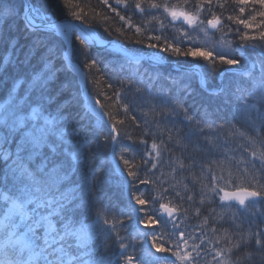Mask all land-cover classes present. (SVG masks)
I'll return each instance as SVG.
<instances>
[{
	"label": "snow or ice",
	"instance_id": "1",
	"mask_svg": "<svg viewBox=\"0 0 264 264\" xmlns=\"http://www.w3.org/2000/svg\"><path fill=\"white\" fill-rule=\"evenodd\" d=\"M228 2L229 0H215V7L220 9L217 14L213 10L214 0H196L190 8L187 7L190 0H184L185 6L180 7L170 5L167 0L163 3L157 0H112L111 3L110 0H99L100 5L114 13L122 22V26L116 29L119 36L132 39L124 30L126 26L136 37V44L146 42V46L150 49L162 53L169 52L177 57L202 58L209 71L214 70L218 62L228 66L224 71L235 74L238 72L237 66L241 63L239 59L231 52L200 46L193 35L195 31L204 30L201 26L206 22L211 29L217 31L227 29L238 34L241 40L237 46L238 50L249 47L250 41L264 42V0H231L232 4L238 6L239 15L229 13L225 16ZM71 4L72 0H57L54 6L62 5L68 8ZM78 7L79 5L70 8L69 14L75 21L83 24L84 28L91 29L92 26L86 22L87 14L83 9L77 11ZM246 8L249 9V15L244 17ZM128 10L145 17V24L135 25L132 16L127 14ZM93 12L94 17L99 16L101 20L110 19L106 14L95 12V9ZM39 13L40 9L34 6L33 0H25L19 9L13 0H0V41H7L15 47L12 44L15 37L11 35V31L13 22L22 14L24 30L31 38L26 61L30 64L35 59L42 68L47 69L43 72L34 70L31 74L25 73L23 77H12L14 80L12 87H8V80L0 76V85L4 86L0 88V98L3 95L8 96V100L0 105V142H2L0 143V253L4 256L0 264H121V262L123 264H201L204 258L201 248L205 245V240L194 232L179 230L180 224L177 223L181 210L183 209L185 214L188 211L184 208V200L194 201V196L191 194L182 196L181 192L176 190L175 197L179 198L178 202L169 200L167 203H160L159 208L162 212L159 214L153 211L152 214L141 217L140 208H129L121 213L129 220H134L137 225L143 224L144 228H155L159 225V235L157 231L141 233L137 227V236H133V240L138 239L140 235L145 239L151 237L150 248L142 247L140 257L128 251L134 246L130 242L126 243V237L120 235L121 231H127L128 228L123 220L114 216L110 222L104 214H98L95 220H91L89 212L97 169L91 167L87 155V140L71 136L75 129L71 128L65 119V109L62 105L66 100L72 99V82L61 81L60 76L66 64L73 61L79 63V56H87L88 41H95V36L92 31L85 32L84 28H77L75 24L58 25L51 16H39ZM205 13L207 16L202 18ZM164 14H166L165 19L171 18L169 23L179 33V36L174 38V42L169 41L163 34L165 23L160 16ZM38 16L42 21L40 24L35 22ZM153 21L159 24V28L148 27ZM177 21L182 23L177 25ZM225 21L242 26L246 31H241L240 27L232 29ZM184 25H187V29ZM253 29H259L258 34L247 31ZM57 32L63 34L66 40L71 36L73 41H79L82 47L78 55L75 43L72 45V54L65 51L67 43L54 35ZM82 32L83 36H81ZM152 32H160V34L153 35ZM205 34L207 35V32ZM189 41L192 43L190 44ZM251 46L255 48L257 45ZM260 46L264 49V43ZM7 63L9 61L5 57V64ZM83 67L95 69L97 73L100 71L95 61L91 64L85 61ZM253 69H256L255 63L244 75L252 76ZM100 79L101 77H97L94 82L99 83ZM21 83L27 84V87L24 89V95L17 97L14 94L15 88ZM127 83L135 87L138 94L149 93L146 87L137 86L138 82H134L131 78ZM123 84L122 81L121 85ZM107 86L113 87L110 82ZM173 86L178 87L179 83L174 81L170 88ZM225 91L228 90H220L221 94ZM104 95L105 99H113L114 96L118 104L124 99L121 90L114 91L113 96H108L106 93ZM166 95L159 98L158 104L150 105V112L154 113V117H161L160 120L154 118L153 123L159 127L168 116L182 111L185 121L190 127L195 125V130L183 135L180 130H176L174 137L172 129L166 127L168 139L162 138L164 132L158 134L150 148H146L141 157V164L135 163L134 156H126L125 153L131 150L122 147L120 150V159L124 164L122 171L127 173L122 183H127L129 188L137 182L143 185L155 183L149 178H141L140 171L143 170L146 177L150 173L155 175L153 170H158V166H162L163 154L171 151L170 145L174 140L175 144L179 145L181 140H187L191 135L204 131V126L178 104L175 98L168 96L165 99ZM231 95L235 97L237 110L249 116L255 114L260 118L261 128H264V61H261L259 75L253 78L251 84L235 85L231 89ZM151 99L155 100L156 97ZM94 104L99 105L100 101L95 100ZM120 107L127 116L128 103L124 102ZM101 115L110 117V131L104 136V140L106 143L116 145L120 136L117 124L122 125L125 121L116 120L112 113L103 110ZM251 122L255 124V118ZM100 123L102 127L108 126L104 121ZM204 125L211 128L207 121ZM219 127L222 128L223 125ZM151 134L150 130L144 132L145 136ZM240 135L244 134L240 133ZM72 139H75V143H70ZM139 142L147 144L144 139ZM249 144L253 148L247 161L250 168L244 169V173L252 177L249 186H241L238 191L229 193L215 185L212 187L203 185L199 193L201 206L206 202L209 205L214 203V196L219 195L220 192L224 193L219 196L221 202L235 200L245 211L264 203V182L257 175L264 174V150H262L264 140L260 141V148L255 146V138L250 139ZM244 150L248 151L247 148ZM113 151L115 154V149ZM171 163L174 165L171 169L173 174L178 169L183 170L186 167L184 161L179 158L172 160ZM194 165L195 161L187 165L188 170ZM229 177H231L230 171ZM215 179L213 177V180ZM220 179L225 178L222 176ZM181 182L177 181L178 184ZM184 188L187 190L188 186L184 185ZM142 196L143 193L132 198L135 199L136 204L145 205L147 201ZM221 207H224L223 203ZM227 207L230 208L231 205ZM200 213L201 208H196L195 214L200 216ZM163 216L167 219H162ZM209 219L214 222L209 230L215 236L218 232L215 223L223 220L224 216L212 208L209 215L203 218L201 231L209 225ZM230 219L234 230L220 229L222 235L216 236L214 241H208L215 244L224 241L223 247L211 250L214 251L212 259L215 264H264V227L252 221L247 228H243V222L238 223L237 217L233 215ZM112 234L115 235L113 243L118 244L119 248V252L114 254L115 259L102 255L99 251L107 243L104 238ZM205 251L209 250L205 249Z\"/></svg>",
	"mask_w": 264,
	"mask_h": 264
},
{
	"label": "trees",
	"instance_id": "2",
	"mask_svg": "<svg viewBox=\"0 0 264 264\" xmlns=\"http://www.w3.org/2000/svg\"><path fill=\"white\" fill-rule=\"evenodd\" d=\"M19 9L24 3L22 0H13ZM34 6L40 9L39 14L45 16H51L56 20H72L81 24L79 21H75L69 14V9L79 5L76 8L77 11L83 9L87 14L86 22L92 27L90 30L96 34L100 39L110 41L116 40L120 42L125 48L135 54H142L147 57H151V53L159 52L154 49H150L146 46V42L142 44H136V37L133 36V32L128 30L124 26V30L128 36L132 39H126L121 37L116 32L117 28L122 26V22L115 17V14L109 11L103 5H100L99 0H72V4L68 8H64L62 5L56 7L57 0H33ZM112 0H110V3ZM159 3H163L164 0H157ZM170 5L185 6L184 0H167ZM196 0H190L187 7H191ZM118 8L120 6H117ZM258 7V6H257ZM93 9L95 12L106 14L110 19L107 21L101 20L99 16L94 17ZM236 9V11H233ZM213 10L219 14L220 9L215 7V0L213 4ZM123 11V10H122ZM162 12V10H161ZM229 13L233 15H239L238 6L232 4L231 0L228 2L227 9L225 10V16ZM127 14L132 16V22L135 25H143L146 22V18L141 14L128 10ZM249 15V9L246 8L244 17ZM166 14L161 15L160 19L164 21L165 28L162 30L163 34L174 42V38L179 36L177 30L169 23L170 17L165 19ZM207 16V13L202 15ZM242 17V18H244ZM210 18V17H208ZM22 14L17 17L13 22V29L11 35L15 37L12 47L7 41H0V76H3L8 80V87H12L14 80L12 77H23L25 73L31 74L34 70L36 72L47 71L46 68H42L37 60L33 59L29 64L26 61V54L30 47V37L24 30L22 23ZM259 20V17L257 18ZM181 21H177L176 24H181ZM232 29L240 27L241 31H246L242 26H237L232 22L225 21ZM83 25V24H81ZM6 28V26H4ZM149 28H159V24L153 21ZM204 30L195 31L193 35L196 42L208 49L218 48L224 52H231V54L240 60V65L237 66L238 72H226L228 66L221 65L217 62L214 70L209 71L207 64L202 58H185L183 56L177 57L169 52H159L163 64L155 65L151 64L144 59L132 60L129 57L123 56L119 53L112 51H100L95 49L92 45L88 44L87 56H79V63H77L84 77V87L88 95L94 97L100 101V108L103 112L112 113L116 120H124V124H117L120 131L117 144H109L104 140V136L110 131L108 126L102 127L101 120L94 117L83 104L81 98V88L78 84L77 75L75 70L66 64L65 69L62 70L60 80L72 82V99L66 100L63 103L65 109L64 116L68 121L71 128L75 129L71 133L72 137L85 138L87 140L86 148L87 155L90 160L91 167L97 169V179L95 181L94 190L91 196V209L89 215L91 220H95L98 214H104L111 222L112 217H117L124 221L128 226L127 231H121L120 235L126 237L125 242L131 243L134 247H130L128 251L133 253L136 257L141 256V248H148L144 242L145 237L140 235L138 239L133 240V236H137L136 225L134 220H129L127 216L121 215V213L132 208L131 203L136 208H140L139 215L145 217L152 214L155 211L157 214L159 204L167 203L172 200L174 203L178 202L179 198L175 197V191L179 190L182 196L191 194L194 196V201L184 200V208L188 211L185 214L183 209L180 216L177 218V223L180 224L181 231L194 232L205 240V245H202L201 251L203 257L208 258L214 255L213 249H218L224 246L222 240L220 244L209 243L208 241H214L216 236H221L220 229L234 230L232 224V217L228 212L223 210L218 204L217 196H214V203L211 205L205 203L201 206L199 203V193L203 185L210 187L214 181L216 187L223 188L224 190H239L241 186L248 187L252 181L251 175L245 174V167H249L247 161L250 159V152L253 150L249 144V140L255 138L256 147L260 148V141L264 140V128H261L260 118L252 114L246 115L238 111V105L235 101V97L231 95V89L237 85L242 84L249 86L253 78L259 75V67L261 61H264V49L260 46L264 42L254 41L249 42V47L243 49V53L238 50V45L241 43L240 37L234 31H214L210 32L207 29V24L201 26ZM187 29V25H184ZM105 29H108L105 31ZM189 31H193L190 30ZM253 34H258L259 29L247 30ZM207 32V35L205 34ZM43 34V33H42ZM153 35H158L160 32H152ZM56 36V35H55ZM57 37V36H56ZM59 38V37H58ZM62 40L61 38H59ZM18 42V43H17ZM73 43H75L77 49V55L82 47L79 41H73L71 38V54L73 51ZM191 44L192 42L189 41ZM257 45L253 48L251 45ZM11 49V51H10ZM5 57H7L9 63L5 64ZM131 60V62H130ZM23 61V63H20ZM87 61L91 64L96 62V67L99 68V73L95 69H89L83 67L84 62ZM256 64V69L252 70V76L244 75L250 68V65ZM178 67L186 68H198L202 73L204 79L205 88L199 84V77L193 71H184ZM101 77L99 83H95V79ZM134 82H138L137 86L146 87L149 93L144 95L138 94L135 91V87L130 86L127 82L129 79ZM124 82L123 86L121 82ZM179 83V86H173V82ZM110 82L113 87L109 88L107 83ZM0 85V88H3ZM27 84L21 83L19 87L15 88V95L21 97L24 95V89ZM225 89L223 94L220 90ZM121 90L124 99L120 101V104L127 102L129 105V112L125 116L123 108L120 107L113 96L114 91ZM113 96V99H105V95ZM215 93V94H214ZM167 94L168 96L176 99L177 103L182 105L184 109L191 114L196 121H199L204 126L203 133L197 132L195 135H191L187 140H181L179 145L175 144V140L172 142L171 151L163 154V164L158 166V170H153L155 175L151 173L146 177L143 170L140 171L141 178H149L150 182L147 185L139 184L138 182L129 188L127 183H122L127 175L124 169L123 161L120 159V150L122 147H126L131 151L126 152V156H134L135 163L141 164V157L144 155L146 148H150L153 139L160 133L164 132L163 139L167 140L168 136L165 132V128L172 129L173 136L175 137L176 130H180L181 134H188L195 130V125L189 126L185 121L183 112H179L176 115L168 116L159 127L153 123V119L160 120L161 117L155 116L150 112V105L153 103L158 104L159 98ZM151 97H156L155 100ZM8 100L7 95H3L0 98V105L4 104ZM255 118V124L251 121ZM104 122H107L110 126V117L103 115ZM207 121L211 125V128L204 125ZM147 122V124H146ZM223 125V127H219ZM151 131V135H144L145 131ZM243 133L244 135H240ZM129 136L131 139H129ZM144 139L147 144H141L139 141ZM2 143V142H0ZM70 143H75V139L70 140ZM247 148L248 151L244 149ZM113 149H115V154ZM264 150V149H262ZM113 154L115 163L119 169L117 171L112 163ZM179 158L184 161L185 169H178L175 174L172 173L171 161ZM195 161V165L191 170H188L187 165ZM241 161H244L243 163ZM229 171L231 177H229ZM262 182H264V174H257ZM225 179H220V177ZM213 177L216 179L213 180ZM177 181H182L177 183ZM184 185L188 188L185 190ZM167 189V191H165ZM127 190V191H126ZM143 193L142 198L146 199L145 205H138L135 199L132 198L135 195ZM131 194V195H130ZM201 208L200 216L195 214L196 208ZM212 208L216 209L217 213L224 216V219L215 223L218 232L214 234L209 230L213 226V221L209 219V225L204 227L201 231L200 225L203 218L209 215ZM237 208V207H236ZM234 209L236 212L237 222H243L242 227L247 226L252 221H255L257 225L264 227V203H260L256 208H250L245 212ZM239 215V216H238ZM156 218V216H153ZM162 219H165L162 217ZM183 220V223H181ZM91 222V221H89ZM147 233L157 231V235L160 234L159 225L155 228H144L143 224H139ZM171 229V225H169ZM141 232V231H140ZM142 233V232H141ZM107 243L100 248L102 255L111 256L115 259V253L119 252L118 244H114L115 235L104 238ZM149 244L151 245V237H148ZM199 242L198 240L196 241ZM205 249L209 251H205ZM100 258L99 256L97 257ZM4 256L0 253V261H3ZM174 259V258H173ZM213 260V259H212ZM206 259L201 261V264H215V262ZM123 264V262H121Z\"/></svg>",
	"mask_w": 264,
	"mask_h": 264
},
{
	"label": "rangeland",
	"instance_id": "3",
	"mask_svg": "<svg viewBox=\"0 0 264 264\" xmlns=\"http://www.w3.org/2000/svg\"><path fill=\"white\" fill-rule=\"evenodd\" d=\"M23 1V0H22ZM24 2V1H23ZM39 16H45V15H43V14H39ZM39 16L37 17V19H36V23L37 24H40V23H42V21L40 20V18H39ZM53 21H56V22H59V23H57V24H61L60 22L61 21H64V20H56V19H52ZM182 22V21H181ZM70 24V23H69ZM84 26V25H83ZM207 29H208V27H207ZM88 30H90V29H88ZM209 30V29H208ZM46 31V30H45ZM90 31H92V30H90ZM210 31V30H209ZM214 31H216V30H214ZM214 31H210V32H214ZM54 35H56L55 33H54ZM97 38H98V40L100 41L101 39L96 35V34H94ZM57 36V35H56ZM57 37H59V36H57ZM70 38H72L71 36H69ZM60 38V37H59ZM62 39V38H61ZM62 40H64V39H62ZM102 41H105V42H108V41H106V40H102ZM110 41H112V40H110ZM114 41H116V40H114ZM116 42H118V41H116ZM118 43H120V42H118ZM121 44V43H120ZM122 45V44H121ZM123 46V45H122ZM67 49V48H66ZM66 49H65V51H66ZM107 50H109V51H112V52H116V53H119V54H121V55H123V56H125V54L124 53H122V52H120V51H118V50H116V49H114V48H108V49H105V50H103V51H107ZM149 58H152V60L154 61V62H156V63H158L159 65L160 64H163V60L161 59V54L159 53V52H153V53H151V57H149ZM73 63H75V62H73ZM75 64H77V63H75ZM78 65V64H77ZM79 66V65H78ZM251 66L252 65H250V67L249 68H251ZM79 68H80V66H79ZM179 69H184V68H186V67H178ZM193 68V67H192ZM192 68H187V69H192ZM194 68H196V67H194ZM81 69V68H80ZM196 69H198V68H196ZM199 70V69H198ZM81 72H82V70H81ZM199 72H200V70H199ZM201 73V72H200ZM197 75H198V77H199V74L198 73H196ZM201 76H202V73H201ZM77 81H78V84H79V86H80V88H81V98H82V101H83V104L85 105V108L87 109V111H89L94 117H96L97 119H99V120H101V118H100V116H101V108H100V106L99 105H96V107H97V111L95 110V111H93V108H91L89 105H88V103H89V101H88V98L90 99V101L92 100L93 102H95V98L94 97H92V96H90V95H88L87 94V92H86V90H85V87H84V77H83V80H82V83H83V89H84V91H85V93H82V91H83V89H82V86H81V84H80V81H79V78H78V76H77ZM204 85H205V83H204ZM215 94V93H214ZM98 112V113H97ZM102 121V120H101ZM108 128H109V126H108ZM110 129V128H109ZM213 185H215L216 186V184L214 183V181H213V183H212V185L210 186V187H212ZM218 188V187H217ZM127 191V190H126ZM224 191H226V192H234V191H238V190H224ZM217 196V200H218V204L221 206L222 205V203H221V201H220V199H219V196H222L221 195V192L219 193V195H216ZM231 205V207L229 208V207H227V205ZM223 205H224V207H223V210H225L226 212H228L231 216H233V215H235L236 216V212L237 211H234V209L236 208V209H239V211H242V212H245V209L244 208H241L239 205H236V204H233V203H228V202H224L223 203ZM131 206V205H130ZM133 208V207H132ZM239 216V215H238ZM243 223H244V221H243ZM135 225H136V222H135ZM138 226L136 225V228H137ZM245 227L247 228L248 226H247V224L245 223ZM143 229V228H142ZM139 230H141V228L139 227ZM143 233V232H142ZM144 242H145V244H146V246L148 247V242H149V240L148 239H145L144 240ZM208 258H203V260H208V259H210V261L212 260L211 259V257H209V256H207ZM212 257H213V255H212ZM213 261V260H212ZM213 262H215V261H213Z\"/></svg>",
	"mask_w": 264,
	"mask_h": 264
},
{
	"label": "water",
	"instance_id": "4",
	"mask_svg": "<svg viewBox=\"0 0 264 264\" xmlns=\"http://www.w3.org/2000/svg\"><path fill=\"white\" fill-rule=\"evenodd\" d=\"M23 1L25 2V0H23ZM54 22H55L56 24L59 23V22H56V21H54ZM60 23H70V24H75L77 28H84L82 25H80V24H78V23H76V22H73V21H69V20H64V21H61ZM207 27H208V26H207ZM208 29H209L210 31H214V29H211V28H209V27H208ZM55 34H56L57 36H59V37H61V38H63V39L65 40V42L67 43V49H66V52H68V53L70 54V46H71V43H70V39H69V37H68L67 40H66L65 37L63 36V34H61V33H59V32H57V33H55ZM99 42H100L99 45H97V44H92V43H90V42H88V43H89V44H92L97 50H105V49H108V48H114V49H116V50H118V51H120V52H122V53H124V54H126V55H129L130 57H141V55H136V54H134L133 52H130V51L127 50L124 46H122L120 43H118V42H116V41H114V40H112V41H108V42H105V41L100 40ZM142 57H143V56H142ZM144 58H145V57H144ZM145 59H146V58H145ZM149 62H151V63H155V62H152V61H149ZM155 64H157V63H155ZM69 65H71V66L75 69L76 74H77V76H78V78H79L80 84H81L82 89H83L81 69L79 68V66H78L77 64H75V63H73V62L70 63ZM182 70H185V71H194V72L198 73V74H199V81H200V84H201V85L203 84V78H202L201 73L199 72L198 69H196V68H192V69L184 68V69H182ZM82 93H85L84 89H83ZM116 168H117V167H116ZM117 169H118V168H117ZM229 193H231V192H229ZM223 194H224V193L221 192V195H223ZM224 202H228V203H233V204L239 205L235 200L224 201ZM224 202H221V203H224ZM133 207H134V206H133ZM134 208H135V207H134ZM159 211H160V213L162 212V210H161L160 208H159ZM163 217H165V218L167 219L166 216H163Z\"/></svg>",
	"mask_w": 264,
	"mask_h": 264
},
{
	"label": "bare ground",
	"instance_id": "5",
	"mask_svg": "<svg viewBox=\"0 0 264 264\" xmlns=\"http://www.w3.org/2000/svg\"><path fill=\"white\" fill-rule=\"evenodd\" d=\"M61 24H69V23H61ZM59 25V24H58ZM84 31L85 32H87V31H89L87 28H84ZM84 35V33L82 32L81 33V36H83ZM95 36V35H94ZM70 39V38H69ZM88 42H90V43H92V44H97V45H99L100 44V42H99V40H98V38L95 36V41H91V40H89ZM88 101H89V103H88V105L91 107V108H93L94 106H95V110L97 111V107H96V105L94 104V102L91 100L90 101V99L88 98ZM98 113V112H97Z\"/></svg>",
	"mask_w": 264,
	"mask_h": 264
}]
</instances>
